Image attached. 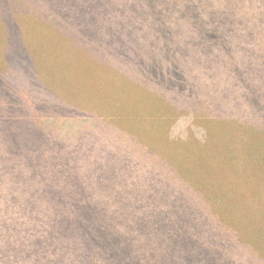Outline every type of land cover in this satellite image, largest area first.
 <instances>
[{
	"label": "trees",
	"instance_id": "1",
	"mask_svg": "<svg viewBox=\"0 0 264 264\" xmlns=\"http://www.w3.org/2000/svg\"><path fill=\"white\" fill-rule=\"evenodd\" d=\"M11 1L0 0V13L11 8L15 12L5 27L10 50L0 51L6 71L21 72L29 41L43 22L69 27L63 38H56L79 41L77 60L90 66L102 84L133 87L136 100L131 108L140 121L118 122L109 102L98 103L105 104L103 118L94 114L98 107L94 102L88 110L81 101L76 105L73 120L104 122L110 137L100 156L92 153L82 160V173L91 167L86 166L87 159L100 162L112 152L118 161L114 169L107 167L95 175L105 176L102 173L110 170L113 178L122 180L117 186L128 201L116 202L115 191L98 183L77 187L67 183L62 187L70 191L63 190L61 196L58 190L65 200L61 204L0 203V264H264V131H240L227 123L224 130L230 129L233 136L218 141L206 135L213 125L202 122L207 112L222 119V112L228 111L222 105L226 95H238L245 107L235 106L226 121L252 120L264 113V35L252 27L264 24V4L259 5L263 13L256 11L254 0L239 6L238 21H227L225 41L190 43L183 34L176 43L157 47L162 41L157 27L176 25L180 18L174 9L189 1L165 0L163 6L164 0H22L28 10L21 4L17 10L8 7ZM83 25L95 31L87 33ZM185 58L212 65L227 79L220 90H210L201 80L195 84L191 78L190 84L180 86L189 98L175 111L164 110V120L175 123L187 108L195 116L199 112L192 118L197 125L178 126L180 137L161 127L160 123L166 125L160 121L161 113L145 110L148 95L144 103L142 79L160 81L151 72L156 64L175 74L177 69L184 72ZM250 68L261 77L247 83ZM143 71L144 77H137ZM197 126L204 138L187 139L188 131L197 132ZM151 158L155 163H149ZM9 175L15 176L18 188L29 187L17 169ZM70 179L68 175L67 182ZM52 180L58 186V175Z\"/></svg>",
	"mask_w": 264,
	"mask_h": 264
},
{
	"label": "rangeland",
	"instance_id": "2",
	"mask_svg": "<svg viewBox=\"0 0 264 264\" xmlns=\"http://www.w3.org/2000/svg\"><path fill=\"white\" fill-rule=\"evenodd\" d=\"M182 1L178 0V3H182ZM185 1H189L190 4L183 3L182 8H173L180 18L176 25L157 27L158 34L162 39L157 47L165 42L176 43L177 38L183 34H186L187 38L189 37L190 43H198L203 40L207 42L209 39L217 43L219 39L225 41L227 21H238L235 12H239V6L248 0H231V3L229 0ZM254 3L256 11L263 13L259 9V5L264 4V0H254ZM19 4L28 10V5L22 0H14V3L11 1L8 7L17 10ZM162 5H167L165 0ZM12 11L11 8V11L9 9L8 12L0 13V51L2 53L8 48L10 50L4 35L7 31L5 27L8 26L6 21H10L11 15L15 13ZM80 27L87 33L95 31L93 26L83 25ZM252 27L261 30L264 35V24L256 22ZM37 30L29 41L28 60L25 66L18 70L21 72L9 73L5 70L6 66L0 62V171L4 172L0 173V203L61 204V201L65 202V200L62 197L59 198L58 190H61V196L63 190L70 191L69 188L63 189L62 187L67 183L74 187L79 184L98 183L106 190L115 191L116 202L127 203V198L120 194L123 192L121 187L117 186L122 182L121 179L116 176L113 178L110 170L102 173L105 176L95 175L100 174L107 167L114 169L118 162L114 158L115 154L113 157L112 152L108 153L106 156L109 158L100 162L98 160L92 162L91 159H87L86 166H91L89 170H85L88 173H82L80 169L85 157H90L93 153L97 158L101 155V146L104 143L109 144L110 137L106 136V124L86 118V120L76 121L73 120L72 115L73 111L79 110L76 105L81 101L85 105V110H88L91 107V102H94V105L98 106L94 114L102 117L105 104L98 103L109 102L119 115L117 121L119 118L126 122L140 121V116H137L131 108L136 100L135 89L133 87L129 89L127 84L118 88L102 84L97 73H94L90 66L77 60L76 50L80 42H76L77 40L65 42L56 38L61 36L63 38L69 27L57 28L51 23L43 22ZM125 33L126 31L123 29V34L125 35ZM257 34L261 35L258 31ZM117 38L119 40V37ZM256 38L260 40L258 36ZM89 45L91 46V44ZM8 53L13 54L12 51ZM184 60H186L184 72L182 69H177L175 74L171 69L156 64V70H151V72L160 81L142 79L145 81V91L142 95L144 103L146 94L148 95L145 110L161 113L160 119L163 120L160 121L166 122V125L160 123L161 127L164 129L167 126L168 129L177 132L174 133L175 136L180 137L178 126L197 125L198 121H194V119L199 114L198 112L195 116L191 109L187 108L182 114H178L180 116L176 114L178 117L174 119L178 120L175 123L164 120L166 119L163 114L164 110L175 111L178 109V105L183 104L189 98L187 93L181 92L180 86L184 83L190 84L191 78L195 84L201 80L203 84L211 88L210 90H220L223 87L226 88L224 82L227 79L221 70L212 65L202 66V61L189 63L190 58ZM145 72H139L137 77H144ZM245 75V79L248 77L247 83H250L254 78L261 77L256 70L253 73L251 68ZM260 92L263 93V89ZM246 100H250L249 95L246 96ZM138 101L140 100L138 99ZM216 101L217 99L213 100L212 104H215ZM208 102L211 101L208 99ZM242 104L243 101L239 99L238 95L230 97L226 95L222 100V105L228 111L222 112V119L216 118L214 115L209 116L208 112L206 116L204 115L206 121L202 122H207L208 126L213 125L206 129V135L218 141L220 139L228 140L233 135H230V129L224 130L227 123L231 126L235 125L234 127L240 131L252 128L256 131H264V121H257L264 117V113H260L254 117L255 119L251 118L252 120L226 121L231 117L230 112L232 109L235 110V106L245 108ZM261 104L263 105V103ZM138 106L140 107V104ZM58 112L62 115L58 116ZM49 114H53L57 118L50 121L45 118H36ZM193 117L194 119H192ZM197 119L203 120L202 117ZM107 121L112 120L108 119ZM221 121H224V124H220ZM116 128L118 127L116 126ZM195 131V129L193 132L188 131L187 139H190L191 135L193 141H201L205 136L204 131L198 126L197 132ZM120 133H123V130ZM242 134L240 132L239 135ZM236 154L238 155V152ZM148 161L150 164L151 162L155 163L152 158ZM14 169H17V173L23 177L25 185H29L28 188L15 186V176L9 175V172ZM56 175L59 179L58 186H55L52 180V177ZM68 175L71 178L69 182H67ZM25 189L26 191H24ZM23 192L28 194L21 196L20 194ZM30 195H32L31 198ZM141 200L143 201V199Z\"/></svg>",
	"mask_w": 264,
	"mask_h": 264
}]
</instances>
